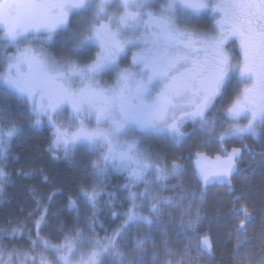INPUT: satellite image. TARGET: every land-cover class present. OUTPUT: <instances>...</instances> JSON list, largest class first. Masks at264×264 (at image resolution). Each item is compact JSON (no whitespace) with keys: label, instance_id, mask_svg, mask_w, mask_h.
Instances as JSON below:
<instances>
[{"label":"snow or ice","instance_id":"1","mask_svg":"<svg viewBox=\"0 0 264 264\" xmlns=\"http://www.w3.org/2000/svg\"><path fill=\"white\" fill-rule=\"evenodd\" d=\"M205 12L215 17L210 31L178 25L181 19ZM73 13L85 15L80 30L73 33L72 51L92 44L98 48L87 63L56 60L41 49L18 47L29 37L32 42L51 41L57 30L67 27ZM0 32L5 47H17L14 54L4 56L7 67L0 72V86L29 105L35 125L46 118L55 128L54 155L62 148L67 156L77 145L93 151L99 148L101 154L91 164L98 179H106L111 171L127 173L128 183L121 188L128 193L129 207L123 213L112 212L114 217L123 216L120 227L103 240L85 237L77 230L63 245L45 242V249L56 254L57 264H72L76 250L85 245L91 249L78 264H104L109 255L123 259L117 247L120 237L133 225H151L160 207L171 203L153 195L147 186L163 183L169 173L152 162L148 149L140 147L137 131L167 132L178 140L185 135L181 131L184 123L192 121L212 138L216 121L208 119V112L233 78L246 86L223 109L233 123L218 139L255 136L257 125H264V0H163L158 6L156 0H0ZM230 41L239 43L241 59L236 63L227 51ZM129 52L130 62L121 67V59ZM110 73H115L114 82L102 84L101 78ZM65 106H71L72 118L79 123L75 132L56 124ZM245 118L247 123L241 125L239 121ZM92 119L95 127L89 128L84 121ZM18 131L14 123L6 132L0 128V157ZM240 154L241 149L234 148L223 159L217 157L212 170L201 168L204 184L227 178ZM179 167L173 162L172 172ZM150 172L156 173L153 182L146 179ZM6 176L0 168V181ZM140 183H145L144 191L131 190ZM107 195L106 207L115 208V194ZM80 197L92 208L95 224L101 192L95 186L81 189ZM138 201L149 202V216L137 211L144 206ZM77 207V200L70 199L68 208ZM242 211L247 219V209ZM198 219L199 214L196 221H189V227ZM243 227L242 221L239 230ZM198 247L211 250L208 236L200 239ZM134 251H144L143 241H136ZM41 264H47L43 257ZM126 264H137V260L133 257Z\"/></svg>","mask_w":264,"mask_h":264},{"label":"trees","instance_id":"2","mask_svg":"<svg viewBox=\"0 0 264 264\" xmlns=\"http://www.w3.org/2000/svg\"><path fill=\"white\" fill-rule=\"evenodd\" d=\"M205 19L203 17V21L194 22V25L201 27L211 23V18ZM79 30L80 24L68 25L59 30V36L53 37L47 44V49L57 59L70 58L87 63L96 50L94 45H89L80 52L72 51L73 33ZM5 44L0 40V66L7 63L4 56L11 52ZM23 104L8 89L0 86V119L9 111L10 119L22 123L18 127L21 131L10 139V152L5 160L7 179L0 189V244L32 252V244H28L27 239L23 237L18 240L17 234L13 235V232L24 233L32 229L33 223L43 212L46 217L43 227L47 225L46 227L54 230L62 228L59 242L69 232L76 233L77 230L83 234H99L100 228L96 221L93 224L91 212L74 214L67 208L70 199L77 197L83 201L80 197L81 189H90L95 183H99L91 169L93 154L84 148H75L67 157L57 154L55 156L50 150V129L32 126L33 116L28 110H22ZM26 121L29 123L26 124ZM248 142L249 150L252 148L253 152L244 151L239 170L232 178L233 189L242 199L234 202L232 195L221 188L201 195L200 220L196 223L198 227L194 232L185 234L196 244H199L203 236H208L212 249L209 253H203L205 264H246L264 261V227L260 222L261 215H264V141L258 143L249 138ZM160 149L172 157L186 154V151L174 150L173 147L166 149L163 146ZM243 162L248 163L243 165ZM185 181L188 183L185 187L195 189V184L189 176H186ZM2 194L4 197L1 198ZM84 203L86 209H92ZM103 203L100 198L97 209ZM235 204L247 209L250 214L248 220L244 221L240 212L232 209ZM169 220L173 221L171 223L176 222L174 217ZM241 221H244L242 231L238 229ZM111 230L112 227L103 229L100 233L102 235Z\"/></svg>","mask_w":264,"mask_h":264},{"label":"rangeland","instance_id":"3","mask_svg":"<svg viewBox=\"0 0 264 264\" xmlns=\"http://www.w3.org/2000/svg\"><path fill=\"white\" fill-rule=\"evenodd\" d=\"M163 2V0H156V6H158L159 3ZM110 11H115V9H110ZM85 14L83 13H73L69 17V23L68 25H79L81 23V20ZM90 15V14H88ZM203 17L211 18V23H209L206 26H201V27H196L194 25V22H201L203 21ZM215 17L211 15L209 12L201 13L199 16H194L191 19L188 20H179L178 25L182 28H188L189 30H211L213 23H214ZM206 21V19H205ZM67 25V26H68ZM204 25V23H203ZM62 30V29H59ZM59 30L54 34V36H59ZM0 35H2V32H0ZM53 36V37H54ZM7 43L6 41H3ZM50 43V41L41 43L40 40H36L35 42H32V38L29 37V39L23 40L18 47L24 48V47H33L36 49H41L43 50L44 53H46L48 56L52 57L53 59L56 60H65V59H70V58H61L57 59L54 57L52 53L49 52L47 49V44ZM94 45V44H92ZM95 46V45H94ZM11 49V52L8 54H14L17 51V47L14 46H8ZM232 46H227V51L230 54L232 58V62L236 63L238 61V57H236V54L232 53ZM234 49L237 51V48L234 46ZM96 52L98 51V48L95 46ZM95 52V53H96ZM95 55V54H94ZM78 61L81 64H84L83 62L77 60V59H71ZM131 60V52L128 53L127 58H122L120 62L121 67H126L128 63ZM7 67V63L4 64V66H0V71H4V69ZM115 80V73H110L106 74L101 78V83L102 84H110L114 82ZM6 89V88H5ZM12 91V90H11ZM15 96L19 97L15 92ZM23 108L22 110L26 112L28 110V113L31 114L29 105L26 102H23ZM33 116V115H32ZM73 112L71 109V106H65L62 110L60 115L56 118V124L57 125H63L65 128H67L70 132H75L76 129L79 127L78 121L74 120L73 118ZM36 117H32V122L31 125L34 127H46L50 129V132L52 134V140H51V145H50V150L53 153L52 150V143L53 140L56 138L55 137V128L50 125L47 121L46 118L42 120V123L39 125H35ZM21 122V121H20ZM20 122H17L13 119H10V113L7 111V114L5 117L3 116V119H0V128H2L5 132L8 130V126L12 123H14L17 128L19 125L21 126ZM27 122V121H26ZM29 121L26 123L28 124ZM85 125L89 128L95 127V120L92 119L91 121L85 120L84 121ZM258 133L261 135L262 140L264 141V128L263 125L258 124ZM25 127V126H24ZM22 128V127H21ZM21 129L14 135L16 136ZM214 137V136H213ZM12 141V140H11ZM11 141L8 140L7 145H6V152L3 157H0V168L4 170L5 167V160L8 159V153L10 152L9 147L11 145ZM217 146V144H215ZM215 145L210 146L208 148H205L206 152H211L215 151ZM9 146V147H8ZM218 147V146H217ZM76 147L72 148L68 155L73 152V149ZM219 148V147H218ZM84 149L90 154L92 153L94 157V161L97 160L99 157L100 149L98 148L97 150L93 151L88 147H84ZM60 155V157H67L61 148L60 150L55 152V156ZM248 162H243V165ZM5 171V170H4ZM6 173V171H5ZM112 175L119 177H123L124 172H115L111 171L110 172ZM170 174V172H168ZM126 175V174H125ZM95 179L99 180L98 178L94 177ZM169 178V183H168V190L167 192L165 190L164 193L166 195H160L161 188L159 186H156V184H153V187H151V191L153 195L162 197V198H168L171 200V203L165 204L160 207L159 213L157 214L158 218L155 219L156 222L154 223L158 228H154L152 232L145 233L144 229L138 225V227L133 226L135 229V239L140 238L143 241V249L144 251L142 252H136L134 251L136 245L135 244H128L129 239V233H125V237L122 238V242L125 244H117V247L120 249V252L122 254L123 259H121V255H109L105 257L104 259V264H126L127 260L132 259L133 257L136 258L137 264H205L204 262V256L203 253H209L210 251L202 249L201 247H198V244L192 242V239H189L185 234L186 233H192L196 230L198 225L196 223L194 226L189 227V221H196L197 220V214H199V219L200 220V210H201V200L196 197L195 195L191 194V197H189V193L186 192L185 190H180L179 186L177 185V178L173 175H168ZM7 179V176L5 179L0 181V189L3 187V182ZM165 183L167 182L164 181ZM128 183L127 178L121 179L120 185H117L121 188L122 185H125ZM163 184V183H162ZM116 184H98L95 183L94 186L100 191L104 192V189L106 187H115ZM93 186V187H94ZM141 186L133 187L131 190L135 192H141ZM89 189V187L87 188ZM91 189V188H90ZM120 192H124V197L126 199L128 193L125 191L123 188ZM120 190V189H119ZM107 192V191H106ZM185 195V196H184ZM184 196V197H183ZM4 197V194L1 195V198ZM122 196V198H124ZM73 200H77L78 207L75 209L74 214H80V213H90L91 210H88L85 208V203L86 201H82L80 198H74ZM147 202V201H146ZM138 201V203H143V205L146 203ZM69 203V202H68ZM67 203V207H68ZM149 204V203H148ZM147 206V205H146ZM145 206V207H146ZM90 207V206H89ZM91 208V207H90ZM149 208V205H148ZM144 213L142 212L143 207L139 208L140 212L145 215L149 216L150 213L148 212ZM171 211L173 214V217L176 218V222L171 223L173 221H170L169 219L165 221H161L163 214V211ZM92 216V215H91ZM262 218L260 219V222L262 226L264 227V215H261ZM42 217H45V213L43 212L40 217H37L35 222L33 223L32 229H28L27 231L19 232V233H14L13 235L17 234L18 240H22L21 238H26L28 244H32L33 250L32 252H27L25 250H16L14 246H11L10 248L8 246H4L3 244H0V264H32V261L35 260V264H41V257L44 258V260L47 262V264H57L56 261V254L50 250L45 249V242H47L48 245H53V246H60L65 243L66 238L73 237L75 232H69L67 236H64V238L59 242V237H60V231L62 228L55 229L54 228H48L46 226L43 227L44 219L42 220ZM38 221H41V223L37 224ZM204 222V220H203ZM166 225L167 230L163 228L161 231L160 226ZM60 226V225H59ZM49 229H52L51 231H48ZM116 230V229H115ZM115 230H111L108 233L102 234L101 231L103 229L100 228L99 234H83L85 237H89L93 240H103L105 237L112 236L115 232ZM132 230V228H131ZM11 235V237H13ZM66 235V234H65ZM147 235V238L145 236ZM206 236V235H205ZM204 237V236H203ZM35 242V243H34ZM91 245H85L80 248H78L75 252V255L72 256V264H78L80 257L84 254H86L88 251H90ZM212 249V248H211ZM9 254H14L10 257ZM246 264H264V261H257V262H248Z\"/></svg>","mask_w":264,"mask_h":264},{"label":"flooded vegetation","instance_id":"4","mask_svg":"<svg viewBox=\"0 0 264 264\" xmlns=\"http://www.w3.org/2000/svg\"><path fill=\"white\" fill-rule=\"evenodd\" d=\"M227 46H232V53L236 54V57H238V61L241 59L240 56V49H239V43L237 41H230ZM234 46L237 48V51L234 49ZM246 86L245 82H239L236 78H233L228 84L224 91V94L222 97L218 98L215 102V106L208 112V119L212 120L215 119L216 125L215 130L213 132L212 138H209L205 133L201 132L199 129V125L194 124L192 121H187L184 123V125L181 128V131L185 133V135L180 139L173 138L172 135H170L167 132H139L137 131L135 135L141 140L140 147L142 149H148L151 153V160L153 163L158 164L161 168L167 169L168 172H170L169 175H173L180 179V190H185L189 193V197H191V194H197L198 196L206 194V192H210L216 188H221L224 191L228 192L229 195H232V198L235 196H240L239 194L235 193V190L232 186V179H231V187H219L217 185H213L209 188H203L199 181L197 180L195 170L198 169L201 166V162L204 161V159L208 157H213L215 155H220L222 157L226 156L228 153H231L234 148L241 149V154L238 157L236 163H237V172L239 170V166L242 163V158L244 157V151L247 150L250 153L253 152V149L250 148L249 150V142L248 139L251 138L253 141L260 143L262 141L261 135L258 133V135H245L243 137H227L222 142L218 139L219 135L224 132L230 125L233 123L232 121L228 120L224 114L223 109L227 107L231 101L239 95L244 87ZM241 125L247 123V119H241L239 121ZM257 126V130H258ZM264 128V125H263ZM214 136V137H213ZM217 144L220 148V153L218 152H206L204 150L205 148H208L210 146H213ZM163 146L166 147V149L169 147H173L174 150H180V151H186L185 155H176L174 157L168 155L167 153H164L160 147L163 148ZM216 146V145H215ZM76 148H84L86 146L84 145H77ZM248 152V153H249ZM175 162L180 167L176 172H172V164ZM92 169V168H91ZM126 174V175H125ZM94 175V173H93ZM155 172H150L146 179L150 182H153L155 179ZM186 176L190 177V180L192 183L195 184V189H190L188 187H185L188 183L185 181ZM94 177H96L94 175ZM127 178V173H124L123 177L121 179ZM97 178V177H96ZM121 179L119 177H116L112 175L110 172L107 175V178H101L99 179L101 183L103 184H116L115 187H106L104 189V192H101V199L104 201L102 206L98 208L96 219L95 221L98 223V227L102 228L104 230L109 229L110 227L113 228V230L120 227L123 216L120 217H114L112 215V212H120L123 213L127 210L129 207V202L124 197V192H120L122 189L117 186L120 185ZM169 178L167 177V182H163V184H159L156 186H159L161 188L160 195H166L163 190L167 192L168 190V182ZM154 183H150L147 185L148 187H153ZM138 186H141V192L145 190V183H140ZM120 189V190H119ZM229 189H232V191L229 193ZM107 191V192H106ZM108 193H114L115 194V200L114 203L116 204L115 208L109 209L106 207V204L108 203ZM122 196L124 198H122ZM185 196V195H184ZM183 196V197H184ZM241 197V196H240ZM162 198V197H161ZM242 199V197H241ZM146 202V201H145ZM149 202H146L143 206L142 212L146 213ZM147 205V206H146ZM146 206V207H145ZM232 209L238 210L239 207L242 205L235 204L233 205ZM93 211V210H92ZM91 211V213H92ZM138 212L140 210L137 209ZM149 212V208H148ZM237 212V211H236ZM239 213V211H238ZM240 215L243 216L244 212L240 211ZM239 215V216H240ZM162 219L161 221L168 220L170 217H173V214L167 210L163 211V214H161ZM166 219V220H165ZM156 222V221H155ZM112 224V225H110ZM145 231V233L152 232L154 228H158L154 223L151 225L148 224H139ZM138 227V225H133ZM133 226L125 233H129L128 244H135L136 241H142L141 237L135 239V229ZM161 231L163 228L165 231L167 230L166 225L160 226ZM125 233L120 237L117 244H125L122 242V238L125 237ZM147 238V235L145 236Z\"/></svg>","mask_w":264,"mask_h":264},{"label":"water","instance_id":"5","mask_svg":"<svg viewBox=\"0 0 264 264\" xmlns=\"http://www.w3.org/2000/svg\"><path fill=\"white\" fill-rule=\"evenodd\" d=\"M217 157H220V156H215L213 158H206L203 162H201V167H199L197 170H196V177L198 179V181L201 183V185L206 188V187H211L213 185H218V186H230V178L232 176H234V174L236 173L237 171V163L235 165V168L233 169V171L231 172V174L225 178V179H221V180H218V181H214V182H210L208 184H204V182L202 181L201 179V176H200V169L201 168H207L208 170H212L215 165H216V158ZM221 159H223L224 157H220ZM240 200V197H235L233 199V201H238Z\"/></svg>","mask_w":264,"mask_h":264}]
</instances>
